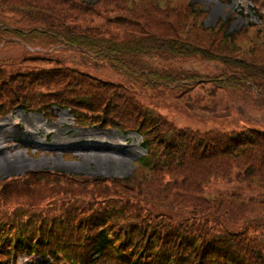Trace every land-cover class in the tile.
<instances>
[{
  "label": "rangeland",
  "instance_id": "obj_1",
  "mask_svg": "<svg viewBox=\"0 0 264 264\" xmlns=\"http://www.w3.org/2000/svg\"><path fill=\"white\" fill-rule=\"evenodd\" d=\"M84 1L89 4L98 2ZM162 1L169 5L162 6L159 3L158 8H153L154 12H157L156 16L153 15L155 21L164 24L162 27L168 31L176 28L180 36L187 39L189 34L195 33V28L199 32L207 31L222 24L224 31L227 30L233 36H237L235 38L237 41H245L246 46H252L249 40H252L256 47L261 45L262 53L259 56L263 55L264 60V0L158 2ZM255 10L259 12V16ZM55 11L62 16V7ZM115 14L114 12L112 17ZM250 24H254L255 27L252 31H249L250 29L247 31ZM41 51L35 45L30 48L23 44L10 45L6 49L0 48V71L6 76L0 74V193L4 196L0 197L2 206L0 210L6 211L5 213L1 211L3 213H0L1 216L6 222L12 220L17 224H24L28 222L31 214H37L36 217L41 222L44 219L50 222L53 218L67 217L66 212L74 211L72 214L76 216L72 218L74 225L57 226L58 230L53 233L54 228L50 229L48 226L42 230L38 227L37 230L44 238L49 239L54 248H62V243L71 242V239L76 238L74 244L77 248L71 249L68 246L67 250L82 264L132 262L141 264L146 258L154 259L157 249L152 247L158 246L160 240L164 238V225H159L160 222L166 221L158 219L149 211L146 204V201L152 198L151 181L140 180V183L133 181L134 175L137 178L145 173V169L138 163L146 154L142 147V138L138 131L134 132L124 127L127 125L117 120H130L134 124L138 121L144 122L140 114L141 109L154 110L155 114H160L169 124L168 127L161 128L158 120L155 121L157 127L152 128L160 137L163 131L173 133V128L184 132L197 130L207 132L221 128L224 131H231L248 124L264 127V111L257 110L255 103L244 100L241 94H232L228 91L211 97L208 91L200 88L192 97L186 96L185 99H179L170 91L141 93L140 89L135 90L136 88L127 83L122 76L110 72L107 68L89 71L96 78H102L105 83L102 84L92 76L81 77L79 73L83 75L85 73L78 71L73 75L76 77L75 80L68 79L64 77L65 68L54 67L60 73L57 74L60 82L58 85L48 86L46 82L41 81L33 85L29 80L46 65L36 64L27 59L18 61L13 68L5 65L10 59L19 60L23 56H34ZM71 52L65 57L73 61V65L76 63L83 65L84 59ZM45 54L52 57L53 63H49V67L62 60V53ZM173 66L202 75L218 74L223 69L225 72V68L220 64L206 63L199 59L174 61ZM79 80L81 82L86 80L90 86L87 89L80 87L77 84ZM109 81L115 84L109 85ZM89 88L92 95L88 98L84 94ZM24 89L42 98L44 101L42 105L46 104L45 108L39 112L33 107L22 108L19 104L29 106L25 99H20L17 95L18 91ZM130 91H133L135 100L128 94ZM120 96L125 98L127 96L136 102H129ZM197 97L202 98L200 103L197 102ZM62 99L70 102L90 100L99 106L92 112L75 108L73 105L62 107L54 105V100L62 102ZM138 114L140 116H137ZM105 119L120 124L130 133L125 134L122 129L105 124ZM219 123H223L224 127L219 128ZM151 135L155 136L154 131ZM186 143L189 144L190 141ZM189 165L191 164L181 169L184 175L181 185L188 182L187 178L198 174V169L193 173ZM239 166L241 165L234 167L230 179L215 182L213 192L221 190L225 195L227 193L244 195L241 197L243 203L236 201L231 204L235 207L231 210V206L227 208L229 217L236 219L240 224L253 219L258 222L260 218H264V196L259 201L252 202L251 197L257 196L258 190L250 191L248 184L238 181L237 177L242 171ZM171 169L174 171L177 166H172ZM163 178L166 181H175L167 173ZM262 192L264 194V190ZM88 222L92 225L89 226ZM73 227L77 229L68 230ZM81 227L83 229H80ZM16 228L19 232L17 226ZM28 229L24 230L23 234L32 237L34 229ZM88 229L95 232L94 234L103 229L111 235V240L116 242L117 247L102 254L99 253L100 249L92 251L96 240L87 244ZM154 234L157 239L147 247L148 239ZM224 241L237 253L238 261L243 262V258H247L248 261L243 262L244 264H258L256 258L259 257L257 255L259 252L254 250L252 242L264 245V227L252 225L246 236L224 234ZM227 261L229 260L224 259V264H228ZM23 262L24 260L21 264ZM26 264L32 263L28 261ZM34 264L46 263L38 259Z\"/></svg>",
  "mask_w": 264,
  "mask_h": 264
},
{
  "label": "trees",
  "instance_id": "obj_2",
  "mask_svg": "<svg viewBox=\"0 0 264 264\" xmlns=\"http://www.w3.org/2000/svg\"><path fill=\"white\" fill-rule=\"evenodd\" d=\"M158 1L160 0H98L97 3L89 4L84 0H0V48L23 44L30 48L35 45L42 50L34 56H23L19 60L10 59L5 65L13 68L18 61L25 59L46 65L29 80L33 85L41 81L46 82L48 86L58 85L60 82L57 77L60 73L54 67L65 68L64 77L68 79L75 80L73 75L78 71L87 74L79 73L81 77L88 78L89 75L102 84H105L104 80L96 78L89 71L107 68L110 72L122 76L136 88L135 90L140 89L141 93L170 91L179 99H185L186 96L192 97L200 88L208 91L211 97L228 91L241 94L244 100L255 103L257 110L264 111V60L263 55L259 56L262 53L261 45L256 47L254 42L249 40L252 46H246L240 37V41H237V36L224 31L222 24L207 31L199 32L195 28L194 34H189L187 39H183L176 28L168 31L162 27L164 24L155 21L154 15L157 12H154L153 8H158L159 3L162 6L169 5ZM60 7L62 16L55 11ZM114 12L116 14L112 17ZM255 13L259 16L257 10ZM253 27L255 25L250 24L247 31H252ZM57 47L60 49H56ZM227 51L230 52L226 53ZM48 52L62 53V60L49 67V63L53 62L52 57L45 54ZM69 52L78 54L84 59V64L73 65V61L65 57ZM197 59L206 63H218L225 68V72L223 69L218 74L202 75L173 66L174 61ZM1 73L6 77L3 71H0ZM77 84L86 89L90 86L86 80H79ZM114 84L115 82L109 81V85ZM30 90L17 92L20 99H25L29 106L19 105L41 111L46 104L42 105L43 99L36 97ZM128 94L135 100L133 91ZM84 95L89 98L92 95L91 88ZM120 97L132 103L136 102L127 96ZM196 100L200 103L202 98L197 97ZM53 103L61 107L73 105L75 108L92 112L99 106L90 100L70 102L62 99V102L54 100ZM140 114L144 122L138 121L134 124L130 120L117 121L127 125L124 127L128 129L138 131L146 140L145 146H148L149 158L144 161L148 172L133 181H151L152 198L146 201V204L150 212L166 221L159 225H164L165 237L160 240L164 253L157 254L156 259H160L162 263L170 261L174 255L167 253L169 249L172 250L173 245L186 254L193 248L205 250V262H208L211 255L207 254L208 251H212L229 260L228 264H244L248 259L243 258V262L237 260V253L224 241V234L246 236L252 225L264 227V218H260L258 222L253 219L240 224L236 219L229 217L227 208L231 206V210L235 207L231 204L236 201L243 203L241 197L244 195H225L224 192L217 196L210 195L206 185L212 180L230 179L234 167L239 164L242 171L237 177L238 181L248 184L250 191L258 190L257 196L251 197L252 202L262 199L264 127L248 124L238 130L212 129L207 132H184L173 128V133H164L162 130L164 136L158 137L152 128L157 127L155 121L158 120L161 128L168 127V122L151 109L142 108ZM104 123L130 132L112 120L105 119ZM152 131L155 136L151 135ZM186 141L190 143L187 144ZM148 142L153 144L152 149L149 148ZM151 161H154L153 165ZM188 164H191L189 169L193 173L198 169V174L187 178L188 182L181 185L184 180L181 169ZM172 166H177V169L173 171ZM165 173L175 179L174 184L163 178ZM88 225L92 223L88 222ZM178 228L180 230L177 232ZM186 228L189 229L183 230ZM94 233L88 229L87 244L96 240L92 251L101 249L103 252L108 246V234L103 229ZM193 238L200 244L190 243ZM156 239L154 234L148 240L154 243ZM177 240L182 242H175ZM252 245L254 250L259 252L257 263L264 264V245L258 242H252ZM252 260L253 258L250 261Z\"/></svg>",
  "mask_w": 264,
  "mask_h": 264
}]
</instances>
